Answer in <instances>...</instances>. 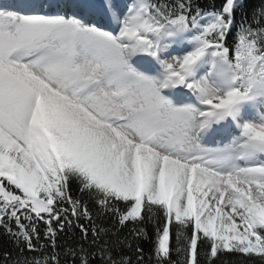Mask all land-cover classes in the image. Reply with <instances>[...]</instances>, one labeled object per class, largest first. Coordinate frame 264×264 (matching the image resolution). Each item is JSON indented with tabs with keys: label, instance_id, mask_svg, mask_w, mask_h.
I'll use <instances>...</instances> for the list:
<instances>
[{
	"label": "snow or ice",
	"instance_id": "obj_1",
	"mask_svg": "<svg viewBox=\"0 0 264 264\" xmlns=\"http://www.w3.org/2000/svg\"><path fill=\"white\" fill-rule=\"evenodd\" d=\"M0 237V264H264V0H0Z\"/></svg>",
	"mask_w": 264,
	"mask_h": 264
},
{
	"label": "trees",
	"instance_id": "obj_2",
	"mask_svg": "<svg viewBox=\"0 0 264 264\" xmlns=\"http://www.w3.org/2000/svg\"><path fill=\"white\" fill-rule=\"evenodd\" d=\"M205 3H208V4H211L213 2H215L217 4V6L219 5V0H204ZM240 18V13L237 12V19L239 20ZM151 231V228L149 229ZM7 246L5 241H4V238L3 237H0V247H5ZM150 245H148L147 243L144 244V248L145 250L147 251L149 249ZM228 260V264H233V261H236V264H238V258L236 257H227L226 258Z\"/></svg>",
	"mask_w": 264,
	"mask_h": 264
}]
</instances>
